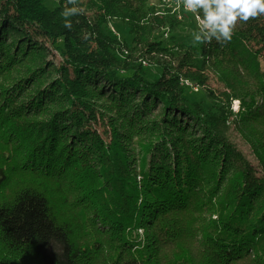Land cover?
<instances>
[{"label": "trees", "instance_id": "1", "mask_svg": "<svg viewBox=\"0 0 264 264\" xmlns=\"http://www.w3.org/2000/svg\"><path fill=\"white\" fill-rule=\"evenodd\" d=\"M55 1L0 0V264H264V15L223 45H170L183 23L150 0H80L71 30ZM209 60L227 109L242 101L257 170L219 130L224 101L182 84ZM89 91L142 133L102 141Z\"/></svg>", "mask_w": 264, "mask_h": 264}, {"label": "rangeland", "instance_id": "2", "mask_svg": "<svg viewBox=\"0 0 264 264\" xmlns=\"http://www.w3.org/2000/svg\"><path fill=\"white\" fill-rule=\"evenodd\" d=\"M149 3L150 7H155V12H158L156 14H158L159 16H161V14H163L164 12H168L169 14L174 15L180 24L183 23L184 30L182 32L169 33L167 30H165V33L162 34L163 40L168 41L170 45H172L173 42L171 41V38H174L177 43L181 41L194 40L192 33L194 31H198V28L195 16L191 12H185L182 6L177 8L176 0H150ZM45 5L49 10H52L56 6V1L46 0ZM111 28L122 40L121 33H123L124 35V32L122 31L123 28L120 26H111ZM164 45L168 46L167 43H165ZM165 61L170 63L169 59H165ZM217 63L218 62H213L209 60L206 63V68L204 71H199L201 69H199L198 71L191 69L189 71H186L185 73H180V75L182 76V84L186 89H188V94L190 98L196 101L204 102V105L207 108H209L213 102V100H207L205 98V95H207L208 92L214 94L215 99L219 97L224 101L222 109L225 111L223 113L225 120L222 126H220L219 130H225L227 131V134L231 133L229 134L230 137L228 139L230 142H234L236 150L239 151L240 154H242L243 161L255 170H257V162L260 158H263L261 156V151H257V149L259 148L258 145H256L257 139L251 135V131H249L245 136H242L240 134V130H249L246 125L247 122L240 118V114L242 113V101L237 100L229 102V110L227 109V102L230 100V97H232V94L229 90V87L225 84V79L223 78V76H221L218 69L215 70V66L217 65ZM145 64L146 63H143V65ZM21 68L22 66L17 65L15 70L17 71ZM14 72L15 71L11 72V78L13 80L18 76ZM199 73L202 74L201 76H205L203 82L195 83L185 80L187 76V78L191 77L193 79H197L199 77L201 78V76H199ZM239 75L244 80V82H248L249 84L253 85L252 80L247 78V76L244 75L241 71ZM0 85L3 86V88H7L8 86H10L11 83L9 77L8 79L0 77ZM221 93L223 94V96H221ZM87 97L89 98V105L93 112V115H91L90 113V119L93 118L95 120L90 124L92 131L95 132V134L98 135L102 141L109 142L110 135L112 136V130H127L130 135H132L131 133H142L140 130H143V127H141L144 124L143 119H139L137 121V124L134 123L132 125L130 123L125 122L119 109H117L115 107V104L112 103L109 99L102 98L101 95H99L95 91L87 92ZM260 107H262V105H260ZM159 116L160 114L154 111V114H151L150 117H148V120L152 121L155 119L160 121ZM144 121L147 122L146 120ZM150 125L151 124H148L147 126L149 128H152L153 126L151 127ZM260 127L262 130H264V123H262V126ZM162 128L164 127H161V129L159 130H165ZM134 142H136V140H134ZM136 151L137 150L135 146L134 153L132 155L134 156V158L136 157ZM136 160L137 159H135V161Z\"/></svg>", "mask_w": 264, "mask_h": 264}, {"label": "clouds", "instance_id": "3", "mask_svg": "<svg viewBox=\"0 0 264 264\" xmlns=\"http://www.w3.org/2000/svg\"><path fill=\"white\" fill-rule=\"evenodd\" d=\"M79 5L80 0H66L60 13L65 28L71 30V17L83 14ZM176 5L195 16V44H210L213 40L221 45L229 43L239 23L264 15V0H176Z\"/></svg>", "mask_w": 264, "mask_h": 264}, {"label": "built area", "instance_id": "4", "mask_svg": "<svg viewBox=\"0 0 264 264\" xmlns=\"http://www.w3.org/2000/svg\"><path fill=\"white\" fill-rule=\"evenodd\" d=\"M167 1H170V0H167Z\"/></svg>", "mask_w": 264, "mask_h": 264}]
</instances>
